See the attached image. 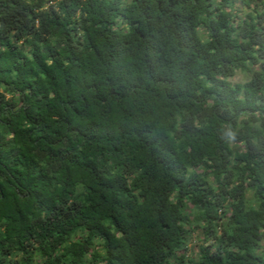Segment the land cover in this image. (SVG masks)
<instances>
[{
    "label": "trees",
    "instance_id": "16d2710c",
    "mask_svg": "<svg viewBox=\"0 0 264 264\" xmlns=\"http://www.w3.org/2000/svg\"><path fill=\"white\" fill-rule=\"evenodd\" d=\"M234 3L0 0V264H264V1Z\"/></svg>",
    "mask_w": 264,
    "mask_h": 264
},
{
    "label": "rangeland",
    "instance_id": "374dc122",
    "mask_svg": "<svg viewBox=\"0 0 264 264\" xmlns=\"http://www.w3.org/2000/svg\"><path fill=\"white\" fill-rule=\"evenodd\" d=\"M217 1L220 2L221 0H217ZM247 1H249V4H247L243 0H235L234 7L232 8L233 9V12L236 14L237 20L239 22H241V23H242L243 20H245V19L248 18V13L253 10V8L255 7V5L256 4H259L260 5L264 0H247ZM49 3H51V2H49ZM249 78H250V74L244 73L242 71H237L236 72V75L233 78H231V79L233 81H246ZM0 90L3 91V89H0ZM11 97H12L11 94H8V93L6 94V98L7 99H9ZM248 196L250 198L253 197V194H252L251 191L248 192ZM194 234H197V235L194 236V237H192L190 239L189 246L190 247L192 246V248L195 250V248L198 246V244H200L202 242L203 236H202L201 229H196L195 232H194ZM196 251H195V255L197 253ZM180 253H185V250H182ZM171 264H179V261H177L176 259H172L171 260Z\"/></svg>",
    "mask_w": 264,
    "mask_h": 264
},
{
    "label": "clouds",
    "instance_id": "9594fccd",
    "mask_svg": "<svg viewBox=\"0 0 264 264\" xmlns=\"http://www.w3.org/2000/svg\"><path fill=\"white\" fill-rule=\"evenodd\" d=\"M230 135H232L234 137V134L230 133Z\"/></svg>",
    "mask_w": 264,
    "mask_h": 264
}]
</instances>
